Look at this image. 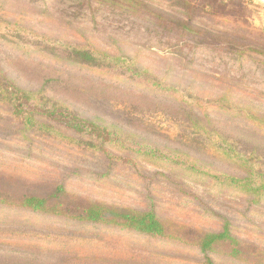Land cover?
<instances>
[{
    "label": "rangeland",
    "instance_id": "374dc122",
    "mask_svg": "<svg viewBox=\"0 0 264 264\" xmlns=\"http://www.w3.org/2000/svg\"><path fill=\"white\" fill-rule=\"evenodd\" d=\"M147 1L155 8L175 9L165 0ZM200 1L206 0L194 3ZM84 3L0 0V74L30 93L32 103L42 110L59 107L57 115L115 126L119 137L106 147L116 161L105 175L109 159L98 155L99 146L91 148L88 138L49 127L30 130L29 142H24L21 122L6 116L0 107V264H192L200 260L191 252L194 248L172 239L1 202L26 194L46 195L59 183L73 199L68 202L70 214L92 201L141 207L151 186L170 229L182 231L187 239L213 229L209 218L188 200L197 196L204 207L234 220L240 237L264 258V202L258 205L233 184L219 187L214 185L217 181L196 175L202 162L228 175L240 174L233 160L220 162L205 154L207 150L214 153L209 142L223 148L231 145L238 161L248 159L264 169V0H217L215 20L220 23L226 17L235 23L226 27L208 19L195 23L243 37L238 44L245 52L243 58L225 47L210 50L194 41L183 44L174 33L149 21ZM221 42V46L226 43ZM73 49L100 57L99 69L74 63ZM133 61L149 69V79L161 80L164 86L156 87L154 93L149 83L133 81L127 69ZM182 93L210 109L211 126L224 138L211 131L210 137L216 140L210 141L192 130ZM225 93L236 100L227 108L243 117L232 118L217 109L224 105L219 98ZM147 144L159 145L155 156L161 161L179 162L185 169L196 159L202 162L196 171L169 164L173 172L166 170L165 177H156L165 167L155 166L150 157V164L137 160L134 167L135 159L129 154L139 148L147 151ZM141 166L135 176L133 170ZM227 252L225 247L216 249V264H244Z\"/></svg>",
    "mask_w": 264,
    "mask_h": 264
},
{
    "label": "trees",
    "instance_id": "16d2710c",
    "mask_svg": "<svg viewBox=\"0 0 264 264\" xmlns=\"http://www.w3.org/2000/svg\"><path fill=\"white\" fill-rule=\"evenodd\" d=\"M167 3L175 9L168 10L167 8L162 9L161 7L155 8L152 1L147 0H85L84 4L91 6L97 3L99 6H103L115 11L126 12L129 16L138 19L149 21L150 24L156 26L159 29L167 33H174L178 36V40H181L183 44L188 41L196 42V45L206 47L210 50H217L220 47L227 51H231L238 58H243L245 53L243 49H239V41L243 40L237 34H233L227 31H221L220 29L210 28L208 30L195 26L197 21L203 19L216 21V11H214V4L217 0H206L200 1V3H194V0H165ZM152 2V3H151ZM157 7V6H156ZM198 23V22H197ZM235 21H230L226 17L221 19L220 23L216 21L219 26L233 25ZM230 25V26H232ZM229 38V39H227ZM225 40V45L221 46V41ZM252 50V49H251ZM258 52V51H257ZM258 53L262 54V51ZM70 58L74 63L80 64L82 67H88L92 69H99V63L101 58L95 56L88 50H77L73 49L70 53ZM117 60V59H115ZM118 61V60H117ZM127 69L131 71V79L137 82L139 85L149 83L150 90L156 93V90L163 87V83L160 80L154 81L149 79V69L138 64L136 61L131 62L127 65ZM144 81V82H143ZM192 85H194L192 83ZM173 86L168 87L169 90L174 91ZM165 90V88H162ZM168 91V90H167ZM169 92V91H168ZM179 92V90L177 91ZM182 99V105L186 113L189 115V123L191 124L192 130L208 140H216L214 137H210L211 131H214L215 137L224 138L225 136L218 133L214 127L211 126V119L209 116V110L207 107H201L199 99H187V94L182 93L179 95ZM32 96L30 93L21 90L13 80L9 79L5 75L0 74V107L4 108L6 116H10L16 121H20L23 125L20 130L21 137L24 142H29L28 132L33 129H48L49 127H57L61 130L68 131L80 139L88 138V144L91 148L99 146L97 154L109 159L108 169L105 175L112 172L115 167V157L108 151L106 147L113 146L117 141V135H115L117 127L105 126L103 123H99L97 120H91L90 118H77L69 115L60 114L57 115L59 107L42 110L38 104L32 103ZM219 100H223L224 105H220V111L230 113V117H240L243 115L237 111H230L227 106L232 104L234 97H228L225 93ZM48 114V116H44ZM248 114H253L249 111ZM246 114V117L250 118V115ZM48 123V124H46ZM39 126V128H37ZM119 138V137H118ZM93 139L101 142L97 145ZM148 142V141H147ZM212 145V142H209ZM153 147H151V146ZM214 150L211 153L207 150L205 153L210 158H215L217 161H223V158L228 162H235L240 172L238 175H228L225 170H217L213 168L212 164L203 163L200 159H196L194 162L189 163L187 169H185L179 162H168L160 157H156L155 153L159 152V145L147 144V151L143 152L142 149L136 151H130L129 154L134 160V167H137V160H141L142 163L148 162V159H153L155 166L164 168V171L157 174V176L165 177L164 172L168 170V165L178 168L182 167L184 171H196L197 166L202 169L196 171L197 176L204 177L205 180L211 179L218 182L214 184L219 187H226L233 184L238 187L241 192L247 196L254 197L256 203L259 205L264 202V169L257 168L254 163L250 160L238 161L235 157V150L233 146L223 148L221 146H210ZM189 146V145H188ZM149 149V150H148ZM174 154H178L177 150H172ZM181 153V151H180ZM182 157L187 156L181 154ZM178 159L181 156L178 154ZM155 160V161H154ZM200 160V161H199ZM114 162V163H111ZM132 162V161H131ZM160 163V164H159ZM136 164V165H135ZM150 164V163H149ZM231 164V163H230ZM154 165V163L152 164ZM143 167L136 168L133 170V174H137ZM174 168V171L176 170ZM145 169V167H144ZM146 170V169H145ZM168 171L173 172L169 169ZM172 175V174H171ZM154 180V179H153ZM166 180V179H165ZM182 193V192H181ZM71 196V195H70ZM183 196V195H182ZM68 191L62 183H59L55 190H51L46 195L26 194L22 197L15 199L14 201H8L7 199H1L2 203L13 204L12 206H20L25 209H31L33 211H41L45 214L55 217H72L81 222H91L93 224L101 223L111 226H116L121 229L140 233L146 237L158 238L164 237L180 242L185 246L192 247L191 252L196 253V258H200L192 264H216L214 260V254L217 248L225 247L227 249L226 255L232 258H236L244 264H264V258L261 257L259 252H254L250 249L249 242H247L242 236L240 237V228L234 220L225 219L218 215L215 210L210 206L204 207V204L197 196L188 199L197 210H200L204 217L209 218L213 225V229H204L203 231L197 232L190 239L180 230L172 231L170 226L164 219V211L160 209V202L157 200L154 192H151V186L145 197V204L141 207H119L117 205H107L103 202H89L87 205L79 206L76 214H70L68 210V202H70ZM204 208V209H203Z\"/></svg>",
    "mask_w": 264,
    "mask_h": 264
}]
</instances>
